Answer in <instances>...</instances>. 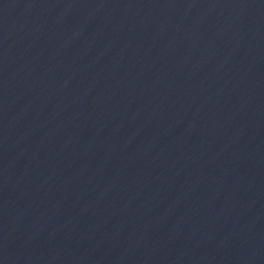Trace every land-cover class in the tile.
I'll use <instances>...</instances> for the list:
<instances>
[{
	"label": "water",
	"instance_id": "1",
	"mask_svg": "<svg viewBox=\"0 0 264 264\" xmlns=\"http://www.w3.org/2000/svg\"><path fill=\"white\" fill-rule=\"evenodd\" d=\"M0 264H264V0H0Z\"/></svg>",
	"mask_w": 264,
	"mask_h": 264
}]
</instances>
